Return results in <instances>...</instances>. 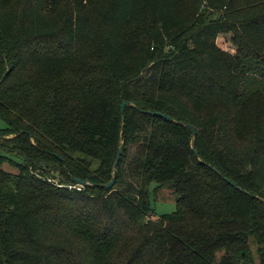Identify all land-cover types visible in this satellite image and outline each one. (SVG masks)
Segmentation results:
<instances>
[{"label": "trees", "instance_id": "obj_1", "mask_svg": "<svg viewBox=\"0 0 264 264\" xmlns=\"http://www.w3.org/2000/svg\"><path fill=\"white\" fill-rule=\"evenodd\" d=\"M0 119V264H264V0H0Z\"/></svg>", "mask_w": 264, "mask_h": 264}, {"label": "rangeland", "instance_id": "obj_2", "mask_svg": "<svg viewBox=\"0 0 264 264\" xmlns=\"http://www.w3.org/2000/svg\"><path fill=\"white\" fill-rule=\"evenodd\" d=\"M230 34H220L218 35L216 39L217 45L230 53H233L234 46L230 42ZM5 123L0 119V128H4ZM7 170L14 171V168L5 166ZM155 186V183L152 182L149 185V191H150V203L151 206L154 208L155 212L157 214H167L172 213L175 211L176 204L174 195L171 193V190L167 188L166 186H162L159 188V190L156 192L155 196L152 194V190Z\"/></svg>", "mask_w": 264, "mask_h": 264}, {"label": "water", "instance_id": "obj_3", "mask_svg": "<svg viewBox=\"0 0 264 264\" xmlns=\"http://www.w3.org/2000/svg\"><path fill=\"white\" fill-rule=\"evenodd\" d=\"M130 105V103L128 101H123L121 103V121L123 123L124 121V115H123V110L126 106ZM164 117H166L168 120H172L171 117L169 116H166V115H163ZM183 125H185L186 127H188L191 131V134H192V140H191V149L194 151V153L197 155V152L195 150V136H196V132L193 128L192 125H190L188 122H185V121H181L179 122ZM122 150H123V146L120 145V147L118 148V151H117V155H116V159H115V162H114V165H113V176L111 178V180L108 182V183H105V184H99V186L103 187V188H106V189H110L113 184H114V181H115V175H116V168H117V165H118V161L121 157V154H122ZM213 170H215L218 174H220V172H218L215 168H213ZM71 178L79 185L83 186V185H86L88 182L86 180H81V179H78V178H75L74 176H71ZM225 180L227 181H230L229 179H227L226 177H224ZM231 185H233L234 187H236L237 189L245 192V190L241 189L239 186L236 185V183L234 182H230ZM253 197L259 199L260 201H262L264 203V199L263 198H260L258 196H255V195H252Z\"/></svg>", "mask_w": 264, "mask_h": 264}]
</instances>
